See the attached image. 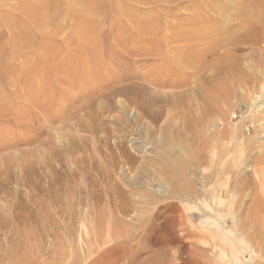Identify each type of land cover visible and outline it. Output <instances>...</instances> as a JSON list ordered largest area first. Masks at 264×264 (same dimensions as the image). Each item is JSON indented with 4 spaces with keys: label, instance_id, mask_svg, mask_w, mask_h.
<instances>
[{
    "label": "rangeland",
    "instance_id": "obj_1",
    "mask_svg": "<svg viewBox=\"0 0 264 264\" xmlns=\"http://www.w3.org/2000/svg\"><path fill=\"white\" fill-rule=\"evenodd\" d=\"M90 1L94 5H91ZM90 1L0 0V95H3L0 97V99L2 98V101L0 100V151L3 148L2 152H0V264H63V261H60V259L62 260L63 253L70 251L73 254L74 250H81L82 253L90 251V254L85 256L86 260L84 263L87 262L86 264L91 259L99 257V255V258H102V260L105 258L103 264H175L179 262L178 254L184 243H188L185 250L197 247L196 249L202 252L199 258L200 264H226L222 250L219 248H214L213 250L212 241L207 244L196 243V247H192L191 242L183 237L182 227L175 217V219L172 218V221L167 224V226L171 225V227H167L169 230L166 231L167 233H163V244L155 247L156 236L146 237L143 231L135 230V226L139 225L140 222V216L138 217L137 213L141 211L140 213L142 217L144 216L143 218L145 216L153 218L154 213L157 212L159 207L173 203L182 209L187 220L185 222L187 227H192V221L196 223L195 225H200L204 220L207 221V218H201L200 214L194 215L193 220H190L189 216L192 213L185 210L188 202L186 200L182 202L183 200L178 199L181 195L180 189L183 183H186L185 181L189 182L192 188L200 191H203L205 187L202 177L203 174L208 173L206 166L208 165L207 167H209V164L208 162L206 164L207 160H205L204 166L200 168L202 170H199L197 173L191 166L190 163L192 161L194 163L195 161V153L191 152L193 148L190 145L192 146L195 143L193 146L196 147L197 142L200 141L193 137L197 136L196 138L200 137V139L211 142L218 135L220 140L216 137L217 142L215 140L212 142L216 146L213 151L214 153L215 151L218 153L220 152L218 148H221V152L226 154L224 161L230 160L233 157L231 155V149L234 146L233 142H236L229 133L230 127L233 128L231 132L237 129L235 127H239L241 135L244 134V139L247 137H249L247 139H257L259 134H256L252 121L256 120L255 117L257 115V117L264 116L260 112L264 106L261 107L260 105V109H256L258 111L255 110L256 112L253 111L251 113V109L249 110L248 105L246 106L247 101L246 103L242 102L240 94L239 98L237 97L239 89L236 87L233 91V96H229L234 97V100L231 98V102L228 100L229 102L226 103L228 107L217 98L218 101L212 93L213 97L209 99L210 102L212 100L214 102L216 99L220 103L217 104L216 100L217 105H214L215 102L209 103L213 104V107L210 106L212 111L214 112L217 108L218 111H216L220 113L219 111L223 109L224 111L222 110L221 112H225V115L227 114L226 120H221L223 119L221 118L218 121L220 115L216 112L215 116L212 117L215 113H211L210 116L206 117V119H211L209 120L210 124L214 121V124L211 125V127L213 126L211 130L215 131V133L218 131V134H215V136L210 128L205 130V127H208L206 124L202 128V122L200 125H198L199 121L197 122L198 124H195L197 120L195 121L194 118L201 106L198 100H201L202 104L205 101L207 102V100L204 101L207 97L205 91H212L215 88L213 86L216 82H211L214 71L212 73L213 67L210 65V62H205L199 68L201 71L199 70L196 74L197 76H194L190 85L181 86V88L177 89L162 87L151 82L154 78H159V74L162 72L163 66L161 65L160 58L142 51L150 47V43L152 42L150 40L144 41V43L143 41L137 42L138 47L142 45L137 48V45L132 43L133 41L126 39L127 43L131 46L124 43V41L126 42L124 40L123 47V44H118L117 40H115L116 38L114 39V37L118 38L121 35V32L120 34H118L119 32L117 33L119 29L123 33V29L127 27L130 29L131 24H139L141 22L138 21L139 19L149 18L148 20H150V17L161 16L169 10L172 11L173 15L179 13L190 5V0H177L172 6L157 2L152 4L151 1H149V4L148 2H143L141 5L138 3L139 0H132L133 3H131V0H120L121 2L117 1V4L116 0ZM97 1L100 2V6ZM136 1L137 3H134ZM88 3L93 6V9H100L101 12H105L101 15L100 11L97 10L100 16L97 15L96 10L92 11ZM95 3L97 8H94ZM57 4L60 6V10ZM46 6L49 8L47 9ZM105 7H109V9L107 10ZM101 8L104 10H101ZM117 8H120L122 12ZM55 9L61 14L55 16ZM87 10L90 12L88 13ZM115 11L120 13V16L116 15ZM126 11L129 14L123 13ZM87 13L94 15L93 18L91 15H87ZM41 14H46L49 18ZM50 14L56 17L52 16L54 18L52 21L50 20ZM122 14H125L129 19L127 20V17L122 16ZM44 18H48L45 19V22L49 23L51 21V24L44 23V20L42 23V19ZM120 18L123 22L120 21ZM174 21L171 20L170 22L173 23ZM118 23H122L120 25L122 28L116 29V26H119ZM126 25L128 26L126 27ZM112 28L113 30H111ZM99 32L104 34L103 36L105 37H102L103 39L101 38L102 34ZM115 32L116 34H114ZM97 36L100 38L99 40ZM27 41L29 44H26ZM22 43L26 44V47H30L31 43V48L28 49V47L26 49L24 46V50H22ZM116 43L117 45H115ZM20 45L22 51L20 50ZM98 45L99 47L101 46V49ZM15 47H19V49L16 50ZM133 47L136 50H141L142 48V52L140 51V53L143 56L138 59L135 58L136 56L131 55L130 53H134L135 51H133ZM131 48L132 51L130 50ZM123 52L125 55H123ZM254 52L256 53L257 51L242 47L233 55L237 57L238 61L245 68L247 62H250V55H253ZM49 61L50 63L48 64ZM45 67L46 69L44 70ZM209 67L212 70H206ZM91 69L93 71L96 70L95 74ZM203 72L205 73L203 74ZM119 74L124 75L125 79H121L122 81L118 80L117 75ZM205 80L208 83L204 84ZM24 82L27 84V87ZM210 83H213V86ZM210 87L213 88L211 89ZM189 88L190 90H188ZM234 94L237 95L235 96ZM4 97L6 98L4 99ZM180 97L182 100H180ZM180 101L183 103L182 107L179 106ZM221 104H223V107H219V110L217 106H222ZM176 106L182 110V113L175 119L174 123L176 125H173L174 128L166 134V131H160V127L163 125L162 122H165L166 115L169 112L166 107L172 109ZM192 108L194 110L196 108V115ZM188 113L195 115L193 120H191L192 118L189 119ZM200 113L199 111V115ZM254 113L256 114L254 115ZM161 114L164 116L162 117ZM151 116L158 117L160 119L159 122L154 124ZM16 118L18 120L21 118V122L17 121ZM183 119H187V122L191 120L192 124H190L193 127H190L191 130L189 128L190 131L183 129ZM220 120L223 123L226 122L225 124L229 128H224L225 125ZM199 127L202 130L201 132H199ZM192 128H194L195 132L199 133L194 135L195 132H192ZM219 130H223L225 133L228 132L229 134L226 136H230L229 140L232 143L228 140L226 141V136L221 141V134L223 132L221 131V133ZM207 132H209V135ZM186 133L187 136L192 135V141H190V138L188 141L187 138L189 136L184 137ZM181 135L184 137L183 140ZM157 139H160V141ZM224 139L225 141H223ZM218 140L222 146H220ZM188 142L189 148L186 145ZM2 144L3 147L1 146ZM182 149L184 152L181 151ZM215 157H212L210 163H216L217 157ZM184 159L187 161L185 162ZM162 163L166 165H162ZM185 170L187 171L185 172ZM157 171L159 172L156 173ZM245 173H248V175ZM252 173L247 166L244 169L241 168V172L238 174L223 175L218 181L219 183L217 182V188L220 192L222 191V195L230 188V183L232 186L235 185L234 188L240 189L239 183L241 180L249 181L247 193L251 191L249 193H252V196L248 199L246 198L245 201V207H249L254 202L255 196H253V192L257 188L252 184V178H256L255 174ZM156 175L158 178H153ZM249 178L251 179V184ZM150 179L153 181L151 182ZM80 191H83V193L81 194ZM92 192L94 193V195L92 194L93 196L91 195ZM145 193L146 195H144ZM145 196H147L146 198L149 201L153 200L152 203L157 205L153 207L149 206V209L147 206L144 207L145 203L141 201H144ZM228 197V200H230L231 196ZM194 200L200 203L201 201H207L203 196L194 198ZM122 205L123 207H128L127 211L123 209L122 213H120L117 208H120ZM58 207L59 211H57ZM108 209H111L113 212L116 210L115 212L119 213V218L118 215L117 218L114 217L116 216L115 213L114 218L112 217L115 220L117 219L116 221L111 219L112 224H115L114 227H125V231H127V234L130 232V235H126V232H123V234L120 231H123V228H117V230L113 228L114 233L112 232V234L114 235L110 238L109 236H104L103 238L92 236L90 230H92L93 226L98 229L108 226ZM67 210H72L70 211L72 213L71 220L64 213ZM164 211L165 209L160 211L162 215L158 217L157 223L162 224L165 217L171 212ZM96 214L101 218L97 217ZM93 217L97 218L96 224L93 221ZM74 218L79 230L76 234L74 233L75 235L68 232L66 234V227H74L72 220ZM79 218H81V221ZM208 223L212 224L213 220L208 221ZM232 226L233 223L230 222L226 230L230 231ZM216 227L218 228L217 223ZM162 229H166L164 224ZM115 232L120 233L115 234ZM161 232H164V230H159L155 235L161 234ZM169 236L173 238V241H171ZM174 238H177L178 241L174 242L176 241ZM94 239L98 241H94ZM202 246L205 247L202 248ZM108 248L109 254L105 251ZM103 250L104 253H107L104 254ZM245 254L243 255L245 256L243 259H246V261L250 260L249 253ZM259 254L264 259V254ZM73 259L74 256L72 255L67 261L68 264L72 263ZM262 262L264 263V261Z\"/></svg>",
    "mask_w": 264,
    "mask_h": 264
},
{
    "label": "bare ground",
    "instance_id": "obj_2",
    "mask_svg": "<svg viewBox=\"0 0 264 264\" xmlns=\"http://www.w3.org/2000/svg\"><path fill=\"white\" fill-rule=\"evenodd\" d=\"M98 1H100V0H98ZM117 1H120V0H116V4H117ZM137 1L134 2V3H137ZM139 1H138V3H140V4L143 3V2H148V4H149V1H151L152 4L154 2H157V3H162V4L164 3L165 5L166 4H169L171 6L174 3L177 2V0H139ZM179 1H181V0H179ZM91 2L92 1H90V4H91ZM98 3H99V6H100V2H98ZM131 3H133L132 0H131ZM101 4H103V3H101ZM118 4H119V2H118ZM145 4H147V3H145ZM91 5H94V4H91ZM57 7H59V10H60V6L58 4H57ZM87 7H86V9H87ZM92 7L93 6H91V8ZM102 7H103V5H102ZM109 7L108 8L105 7V8L108 10ZM46 8H47V6H46ZM94 8H97L96 7V3H95ZM52 9H53V6H52ZM102 9L103 8H101V10ZM93 10L95 11L96 9H93L92 8V11ZM97 10H96V14L97 15H99L100 13L102 15L103 12H105V11H102L101 12L100 9H99L98 11H100V13L98 12L99 13L98 14L97 13ZM118 10L122 12V10H120V8ZM118 10H116V11L118 12ZM54 11L56 12V15H55V12H54V15L55 16H57L58 14H61V13H58V10H56V9ZM87 11H88V13L90 12L89 10H87ZM181 11L179 13H176V14L173 15L171 13L172 11L169 10L168 12L164 13L161 16L160 15H158V16L155 15L156 17H154V18H151L150 17V20H148L149 18L148 19L145 18V19H142V20L139 19L138 21H141V22L139 24H137V25L136 24H134V25L131 24V25H133L132 27L128 23L130 25V29H129V27H127L128 25H126V27L128 29L127 28H124L123 29V33H122V30L119 29V31H117V33L119 32L118 34H120V32H121V35L118 38L117 37H114V39L116 38L115 40H117L118 44H123V41L124 40H126V39L128 40L129 39L130 41H133L132 43H135L136 45H137V42H142L143 41V43H144V41L150 40L152 42V43H150L151 46L148 47L147 49L145 48V50H142V48H141V50L144 51V52H147V54H149V55L158 56L160 58L161 65L163 66L162 72L159 74L160 75L159 78L158 77L157 78H154V79L152 78L153 80L151 82H152V84H155V85H158V86L160 85L162 87H171V88L177 89V88H181V86L185 87V86L190 85L191 80L194 78V76L200 70L199 68L202 67L205 62H207V61L210 62V65H212V67H213L212 69L213 70L210 69V67H211L210 65H209L210 67L208 69H206V70H209L210 69V70H212V73L214 71V74L212 75V78H211V82H216L215 83L216 86L215 85L213 86V83H210V85L212 84V86L215 87L214 90L210 91L208 89L209 91H205L207 93V94L206 93L205 94L208 97V99H206L207 97L204 96V97H206L204 99V101L207 100V102L205 101V103H204V101H203L204 104H202V101L201 100H198L201 103V104L198 103V104L201 105L199 107V111L201 113L199 115V111H198V113H197L198 117L196 115V112H197L196 108H195L196 111L192 108L194 110L196 116L193 115L192 113H190V114L188 113V115L190 117L189 119L192 118L191 120H193V117L195 116L194 117L195 118V121L197 120L195 122V124L199 121V124L198 123L197 124L200 125V123L202 122L201 128L203 126L205 127L207 125L208 127L207 128L205 127V130H208V128H210V130H211V128H213V126L211 127V125L214 124V121L212 122V124H210L211 122H209V120H211V119H209V118L206 119V117L210 116L211 113L214 114L216 112L217 114L220 115L219 118H218V121L221 118H223L221 120H226V115H227V114L226 115L224 114L225 112H221L223 109L221 111H219L222 114H220V113L217 112L218 111L217 108H216L217 111L214 110L215 107L213 109L214 112L212 111V108L211 107H213V104L212 105L209 104V103H212L213 102L212 99H211L212 100L211 102L209 100L210 98L213 97L212 93L215 95L216 99L218 98L219 100H221L223 102V104L225 103V106L228 107V104L226 105V103L229 102V101L231 102V100H230L231 98H233V100H234V97H229V96L230 95L233 96V91H234V89L237 88V89H239L238 90L239 92L241 91V93H239V92L237 93L238 95L236 94L237 97L241 95L240 98L242 99V102L246 103V101H247L246 106L248 105L249 110L251 109V111H250L251 113H253V111H255L257 108H259L260 105H261V107H263L264 106V0H190V5L186 9H184V10L182 9ZM52 12H53V10H52ZM83 12H85V11H83ZM117 12L115 14L116 15L117 14L119 15L120 13H117ZM142 12H144V11H142ZM88 13H87V15H89ZM123 13H127V11L126 12H123ZM139 13L141 14V12H139ZM47 14H49V13H47ZM127 14H129V13H127ZM41 15H46V14H41ZM41 15H39V16H41ZM50 15H51V18H52L53 14H50ZM90 15H91V13H90ZM123 15L126 16L125 14H122V16ZM55 16H53V17H55ZM91 16L93 18L94 15H91ZM137 16H139V15H137ZM47 17L49 18V16H47ZM171 17H172V19H170ZM48 18L42 19V23H43V20H44V23H46L47 21L45 22V19H48ZM51 18H50L51 21L54 20V18H52V19ZM62 18H64V17H62ZM139 18H141V17L139 16ZM125 19H124V21H125ZM128 19L129 18L127 17V20ZM132 19H133V17L131 18V21H132ZM50 20H48V21H50ZM171 20H175V21L172 23V22H170ZM120 21H121V18H120ZM50 22L49 23L47 22V23L48 24H51ZM57 22H60V21H57ZM61 22H63V21H61ZM121 22H123V21H121ZM121 24H119V26H116L117 27L116 29H118ZM35 25L37 26V24H35ZM120 28H122V27H120ZM111 30H113V28ZM99 33L102 34V35L99 34V35H101V38L102 37H105V36H103L104 34L102 32H99ZM114 34H116V32ZM118 34H117V36H118ZM51 37H53V36H51ZM97 38H98V36H97ZM99 39L100 38H98V40ZM109 39H110V37H109ZM127 40H126V42L124 41V43H127ZM45 41H46V39H45ZM27 43H28V41L26 42V44ZM46 43H47V41H46ZM60 43H61V41H60ZM101 43H103V42H101ZM128 44L129 43H127V45ZM25 45L23 44L22 50H24L23 47ZM96 45H97V42H96ZM115 45H117V43ZM26 46H25V48L27 49L29 46L28 47H26ZM141 46H139V47H141ZM19 47H20V50H21V45ZM19 47H15V49L18 50ZM32 47H34V46H32ZM98 47H99V45H98ZM111 47H113V46H111ZM123 47H124V44H123ZM139 47L137 45V48H139ZM242 47L243 48L250 49V50H254V51L256 50L257 51L256 53L254 52L253 55L252 54L250 55V57H249L250 62H247V65H246L245 68L238 61L237 57L236 56L234 57V55ZM30 48H31V43H30V47L28 49H30ZM99 48L101 49V46ZM99 48H97V49L100 50ZM43 49H44V47H43ZM55 49H57V48H55ZM63 49H65V48H63ZM119 49H118V51H120ZM20 50H19V52H20ZM130 50L132 51V48ZM141 50L140 49H137L136 50V48H134L133 49L134 53H130V54L133 55V56H136L135 58H138L139 59L141 56H143L140 53ZM172 50H174V51L172 52ZM122 51H121V53H122ZM31 52H29V53H31ZM109 52H111V51H109ZM124 52H123V55L127 54L126 52L124 54ZM114 53H115V51H114ZM117 54H118V52H117ZM29 56H31V55H29ZM65 59H67V58H65ZM56 61H57V59H56ZM49 63H50V61L48 62V64ZM213 64H214V66H213ZM97 67H98V65H97ZM87 68L89 69V67H87ZM204 68H205V66H204ZM45 69H46V67L44 68V70ZM99 71L101 72L100 69H99ZM41 72H43V71H41ZM50 72H51V70H50ZM92 72L94 73V72H96V70L95 71L92 70ZM92 72H91V75H92ZM204 73L205 72H203V74ZM46 75L49 76L47 73H46ZM117 76H118V80L120 79V81H122L123 79H125L124 75H122V74L121 75L119 74ZM205 76H207V75H205ZM23 77H24V75H23ZM196 78H195V81H196ZM200 80H201V78H200ZM32 81H34V80H32ZM47 82H49V81H47ZM192 83H194V82H192ZM205 83H208V82H206V80H205L204 81V84ZM26 87H27V84H26ZM213 87H210V88L212 89ZM188 90H190V88ZM182 94H184V93H182ZM2 96L0 95V97H2ZM5 98L6 97H4V99ZM0 100L2 101V98ZM18 100H19V98H18ZM180 100H182L181 97H180ZM215 100H214V102H215ZM218 101H217V104H220V103H218ZM237 102H239V101H237ZM217 104H216V102L214 103V105H217ZM223 104H221L222 106H217V107L218 108L219 107L222 108L223 107ZM0 105H1V103H0ZM182 105H183V103H182V101H180L179 102V106L182 107ZM232 105H234V104H232ZM166 108H167V110H169L168 114L166 115L167 118H166V120H165L164 123L162 122L163 125L161 124L162 126L161 127L159 126V127H160V131L164 130L163 132L166 131V134H167L168 132H170L171 129L174 128L173 125H176L174 123L175 122V119L182 113V110H180L177 106L174 107V108H172V109H168V107H166ZM220 108H219V110H220ZM192 109H191V111H192ZM256 111H258V110H256ZM260 112H262L264 114V107H263V109ZM216 113L214 115H212V117L215 116ZM248 113H249V111H248ZM255 114L256 113H254V115ZM191 115H193V116H191ZM251 115H253V114H251ZM4 116H5V114H4ZM161 116L163 117L164 115L161 114ZM228 116H227V118H228ZM257 116L255 117L256 120L255 121H252V125H253V128H255L256 134H259V136L257 137V139L254 138L256 136L255 134H254L255 136L253 135L254 137L252 136L254 139H247L249 137H247V138L245 137L246 139H244L243 138V136H244L243 131L241 130V132L243 134V135H241L240 129H238L239 127H235L237 129L234 130V131H232V132H231V130H233V128L230 127V132L229 133H230V135H232L231 137H233L236 140V142H233L234 143V146H232L233 149H231V151H232V154L231 155L233 157L230 160H226V161H224V158H225L226 154L223 153V152H221V148H218V150H220V152L217 153L215 151L216 155H215V153L213 151V150H215L216 146L213 145L212 142H213V140H215L217 142V140H216L217 138L216 137H218V135L216 136L215 134H218V131H217V133H215V131L211 130L212 133L214 132V135L216 137H214V139L210 142V141H207V140H204V139H200V137L196 138L197 136H194V135H196V133L198 134L199 132L202 131L200 127H199L200 128V131L199 132H195L194 131V128H192V132L193 133L195 132L194 135H193L194 136L193 138H195L196 140H200V141L199 142L196 141L197 142L196 147L193 146L195 144L194 142H193L194 144H192V146L190 145V147L193 148V149H191V152H193V154L195 153L194 154L195 155V161H194V163L192 161L190 164L195 169L194 171H196V173H197L199 170L200 171L202 170L200 168L202 166H204L205 160H207L206 161V164L208 162L209 167H207L208 165L207 166L205 165V166H206V169L208 168V170H207L208 173L205 174V175L203 174V177H202L204 179V182L203 183H204V186H205L204 189H203V191H200V190H197V189L192 188V186L189 184V182L187 183V181H185L186 183H183L182 188L179 186L181 188L180 189L181 190V195L178 197V199L183 200L182 202H185L184 200H186V202H188V205L186 204L187 206L185 207V210L187 212L190 211L192 213L189 216L190 217V220L191 219L193 220V216L194 215L200 214L201 218H204L205 217V218H207V221L206 220L202 221L201 224H200L201 226L200 225H195L196 223L194 221H192L191 222V224H193L192 227L191 228L190 227H187L185 225V222H187V220H186V217H185L184 213L182 212V209L178 205H176V204L168 203V204H166L164 206L159 207V209H157V212L154 213L153 218H149L147 216H145V218H143L144 216L142 217V215L140 213L141 211L139 213H137V216L138 217L140 216V222H139V225L135 226V230H137V231L138 230L143 231L145 233V236L146 237L147 236L148 237L149 236H151V237L152 236H156V239H155V242H154V246L157 247L158 245L163 244L164 241H163L162 238H163L164 234L167 233L166 231L169 230L168 228L171 227V225H169L170 226L169 227V226H167V224L170 221H172V218L175 217L177 219L178 223L182 227L183 237H185L186 239H188L191 242V244L193 245L192 247H196V245L198 243H200V244L201 243L202 244H207V243H211V241H212L213 242V245H212L213 250H214V248H219L220 250H222V252H223L222 253L223 258L226 259V264H264L262 262V261H264L263 256H261L259 254V253L264 254V141H263L264 140V116H262V117H257ZM204 117H205L206 121H205ZM151 118H152L154 124L155 123H158L159 120H160L158 117L151 116ZM16 119H17V121H20V119L19 120H18V118H16ZM186 120L187 119H183L182 120L183 125L182 124H180V125L183 126V129L184 130H189V128L191 126L193 127V125H191L192 124V122H190L191 120H189L188 122ZM221 120H220V122H221ZM221 123H223V122H221ZM225 123H223L225 125L224 128H226V127L229 128ZM256 124H258V125H256ZM214 127H215V125H214ZM199 128H198V130H199ZM177 129H179V128H177ZM181 130H182V127H181ZM190 130H191V128H190ZM221 131L219 130V132H221L222 134L221 133H219V134H221V136H222L221 137V141H222V139L227 134H229V133L228 132L225 133L223 130H221ZM225 131H227V130H225ZM204 132L206 133V131H204ZM204 132H202V134H204ZM209 132H207L208 135H209ZM181 136H182V140H183V138L187 136V133H186V135L184 137H183V135H181ZM191 136H189L187 138L188 141H189V138H190V141H192ZM204 136H207V135H204ZM227 137L228 136L225 137L226 141L227 140L230 141L229 140V137L230 136L228 138ZM218 138L220 140V137H218ZM172 139H174V138H172ZM176 139H178V138H176ZM225 139L223 141H225ZM157 140L160 141V139H157ZM186 141H185V143H187ZM190 143H192V142H190ZM186 145L188 147L189 142ZM1 146L3 147V144ZM184 146H185V144H184ZM220 146H222L221 145V142H220ZM2 150H3V148H2ZM2 150L0 152H2ZM192 150H194V151H192ZM181 151H183V149ZM187 152H189V151H187ZM180 154H182V153H180ZM213 154L217 157V160H216V163L215 164H213V162L210 163L212 157H215ZM159 156H162V155H159ZM163 157H164V155H163ZM167 158H169V157H167ZM182 159H183V157H182ZM161 161H163V160H161ZM186 161L187 160H185V162ZM164 164L162 163V165H164ZM160 165H161V163H160ZM213 166H214V168H213ZM247 166L249 167L250 171H252L255 174L254 176H256V178H254L252 176L253 177L252 178V184H254L257 188L258 187L261 188V190H260V188H258V189L256 188V191H254V192L252 191L253 194H254L253 196H255V199H254V202H252V205L249 206V207H245L246 206V202H245L246 201V198L248 199L249 197L252 196V193L251 194L249 193L251 191H249L247 193L249 181H246L245 179H244L245 181L241 180L240 183H239V185L241 186L240 189L234 188L235 185L232 186L231 183H230V188H228V190H226V191L224 190L225 191V194H222V195H221V192L222 191L220 192V190L217 188V185H218L217 182L221 179V176H223V175H225V176L228 175L229 176V174H234V173H237L238 174V173L241 172V168L244 169ZM210 169H212V170H210ZM159 171H161V170H159ZM159 171H157L156 173H158ZM186 171L187 170H185V172ZM194 171H193V173H194ZM199 173H201V172H199ZM245 174L248 175V173H245ZM149 176H151V175L149 174ZM156 176L155 177L152 176V177L157 179L158 176L157 177ZM162 176H163V174H162ZM228 176H227V180H228ZM191 177H193V176H191ZM233 177H235V176H233ZM152 181L153 180H151V182ZM233 184H235V183H233ZM250 184H251V179H250ZM253 186H251V187H253ZM186 190H189V191H186ZM252 190H253V188H252ZM175 191H173V192H175ZM182 191H183V193H182ZM80 193L82 194L83 191H80ZM89 193H88V195H89ZM92 194L94 195L93 192L91 193V195ZM144 195H146V193ZM226 195L231 196L230 197V200H228L229 199L228 196L226 198ZM147 196L144 197V201H141V202L145 203V206L144 207L147 206L148 209H149V206H152V207L153 206H156L157 204H153L152 203L153 200H150L151 201V203H150V201L146 198ZM201 196L205 197L207 199V201H201V203H200V202H197L196 200H194V198H200ZM94 197H93V199L95 200ZM141 197H143V196H141ZM156 200L158 201V199H156ZM95 201H97V200H95ZM252 201H253V199H252ZM156 203H158V202H156ZM125 207H123V205H122L120 208H117V210H119V212L122 213L123 209L126 210L128 206L126 208ZM152 207H150V208H152ZM164 209H165L164 212H167V211H171V212L169 214L167 213L168 215L165 217V219L163 220V223L162 224L161 223H157L158 222V217H161V215H162V213H160V211H163ZM59 210L60 209L58 207V210L57 211H59ZM70 211H72V210H70ZM70 211L67 210V212L64 211V213H66L67 216H68L67 218H70V220H71L72 213H70ZM115 211L113 212L111 209H108V211H107V214H108L107 215V218L109 219V222H108V226H105V228L103 227L104 229L103 228L102 229L101 228L98 229L95 226H93V228H91L92 230H90V233L92 234L93 237H95V238L102 237L103 238L104 236H109V238H110L112 235H114V234H112V232L114 233V229L116 228V230H117V228L119 227V226L114 227L115 224L113 225L112 224L113 222L111 221V219H113L114 217L117 218V215L119 214V213H116ZM126 211H124V212H126ZM73 212H74V210H73ZM93 213L95 214V212H93ZM114 213L116 214V216H114L115 215ZM145 214H147V213H145ZM98 216L99 215H97V217ZM141 217H142V220H141ZM118 218H119V215H118ZM79 219L81 221V218H79ZM72 220L74 222V227H70V228L69 227H66L65 233L68 232V233H72V234L75 233L76 234L78 232L79 228H77V226H76V221H75L76 219L74 218ZM116 220L113 219V221H116ZM211 220H213V223L212 224H209L208 221H211ZM93 221L95 223V221H97V218L96 217H93ZM215 222L218 224V228L216 227V223ZM230 222L233 223V226L230 229V231H227L226 229H227V226H228V224ZM84 224H86V223H84ZM163 224L166 226V229H162ZM112 225H113V227H112ZM122 228H118V229H122ZM159 230H164V232H161V234L155 235V234L158 233ZM170 230H172V229H170ZM120 231L122 233L123 232L124 233L126 232V235H130L131 234L130 232H129V234H127V231H125V229L123 231L122 230H120ZM116 233L118 234L120 232H115V234ZM226 234H228V236H226ZM168 235H169V232H168ZM174 239H176V241H174V242H177L178 241L177 238H174ZM95 240L96 239H94V241ZM96 241H98V240H96ZM171 241H173V238H171ZM184 242H185V240H184ZM99 244H101V243L99 242ZM184 244H182V249L179 252V254L177 253L179 255V257H178L179 262L178 263L176 262L175 264H200L199 258L201 256V253L202 252L200 250L196 249L197 247L194 248V249L193 248H189V249L185 250L186 244H188V243H184ZM122 247L124 248V246H122ZM203 247H205V246H202V248ZM83 248H84V246H83ZM114 248H116V247H114ZM105 251H107L108 254H109V248H108V250L106 249ZM107 252H105V253H107ZM247 252L250 255V260H248V261H246V259L245 260L243 259V257H245L243 255L245 253H247ZM103 253H104V250H103ZM110 253H111V250H110ZM87 254H90V251H88V252H85L84 251L82 253L81 250L80 251H75L74 250L73 251V254H71V252L69 251L68 253H63L62 260L60 259V261H63L62 262L63 264H68V262H67L68 259L73 255L74 256V259L72 260V263H69V264H86L87 262L86 263H84V262L86 260L85 259V256H87ZM220 255H221V253H220ZM240 255H242V256H240ZM99 257H100V255H99ZM99 257H97V258H95L93 260L91 259L88 264H103L105 258L102 260V258H99ZM188 258H190V259L188 260Z\"/></svg>",
    "mask_w": 264,
    "mask_h": 264
}]
</instances>
